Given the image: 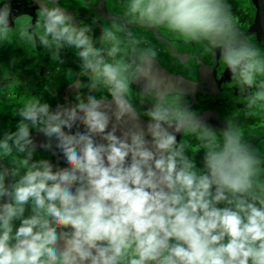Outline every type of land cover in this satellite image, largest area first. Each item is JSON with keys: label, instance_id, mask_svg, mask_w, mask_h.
I'll use <instances>...</instances> for the list:
<instances>
[{"label": "clouds", "instance_id": "1", "mask_svg": "<svg viewBox=\"0 0 264 264\" xmlns=\"http://www.w3.org/2000/svg\"><path fill=\"white\" fill-rule=\"evenodd\" d=\"M37 2L27 26L0 2V41L40 45L54 62L71 48L83 82L72 105L23 103L0 138V264H264V158L233 118L216 129L169 90L159 49L133 30L219 50L252 111L264 106V51L228 0H123L98 38L59 0ZM33 129L67 167L35 158Z\"/></svg>", "mask_w": 264, "mask_h": 264}, {"label": "flooded vegetation", "instance_id": "2", "mask_svg": "<svg viewBox=\"0 0 264 264\" xmlns=\"http://www.w3.org/2000/svg\"><path fill=\"white\" fill-rule=\"evenodd\" d=\"M6 2H9L12 8V17L20 18V24L35 25L39 7L37 0ZM247 2L250 3L249 7L243 8L240 13L234 11L233 14L239 17L241 29L246 35L264 51V22L258 15L259 4L262 5L264 0ZM122 4L123 0H59V5L72 14L77 23L92 27L94 38L99 37L102 26L111 24L114 18H120ZM103 13H106L105 17ZM11 26L15 27L14 19ZM142 29L149 34L148 40L157 46L159 52L166 55V60L159 56L162 66L181 81L191 85L189 89L182 91L186 93L184 99L188 101L189 106L199 112L201 117L206 114V123L216 129L226 127L225 118H233L245 139L261 151L259 154H264V129L258 130L253 126L261 118L264 120V116L258 115L261 106L252 111L246 109L245 94L232 83L230 71L219 60V50H216L214 55L212 49L191 41L185 42L182 37L166 33L164 29ZM61 60L62 62H54L51 54L42 46L23 45L14 36L9 37L6 42L0 41V138L4 132L15 130L19 120L15 113L23 103L31 99L41 97L53 110L60 104L76 103L75 96L81 90L76 89L73 83L76 79L83 82V77L79 75L80 62L71 48L62 50ZM138 91L137 85L134 84V100ZM145 107L150 105L145 102ZM141 123L146 127L147 119L141 117ZM80 130L83 131L82 126ZM120 134L117 132V135ZM32 135L37 148L36 159H49L54 165V170L67 167L58 150L41 147V144L48 142V137L36 129L32 130ZM182 138V134H177L178 142ZM192 145L197 167L202 168L204 152L194 140ZM8 182H11V178ZM15 223L19 225V221Z\"/></svg>", "mask_w": 264, "mask_h": 264}, {"label": "rangeland", "instance_id": "3", "mask_svg": "<svg viewBox=\"0 0 264 264\" xmlns=\"http://www.w3.org/2000/svg\"><path fill=\"white\" fill-rule=\"evenodd\" d=\"M82 1V0H81ZM85 1H89V0H85ZM228 3L233 7L231 8L232 9V12L236 11V9L238 10L237 13H240V10H242L243 8H247L250 6V3L244 0H228ZM122 8V7H121ZM235 8V9H234ZM123 9V8H122ZM104 17H105V14L106 13H103ZM120 15V14H119ZM118 15V17H119ZM159 56L163 58V60H166V55L164 53H160L159 52ZM261 117L264 116V111H262V109L260 108L259 109V114ZM253 126H255L256 129H264V120L261 118L260 120H258V122H256ZM250 129V128H249ZM253 129V128H251ZM249 131V130H248ZM258 152H261L260 150ZM262 157L264 156V154H260Z\"/></svg>", "mask_w": 264, "mask_h": 264}, {"label": "water", "instance_id": "4", "mask_svg": "<svg viewBox=\"0 0 264 264\" xmlns=\"http://www.w3.org/2000/svg\"><path fill=\"white\" fill-rule=\"evenodd\" d=\"M160 66H161V68L164 69L165 75L167 77V87L169 90H171V91H183V90L189 89V86L191 87V85H189L185 81H181L172 72H170L168 69L164 68L161 63H160ZM205 118H206V114H204L202 116V119L205 120V122H207Z\"/></svg>", "mask_w": 264, "mask_h": 264}, {"label": "crops", "instance_id": "5", "mask_svg": "<svg viewBox=\"0 0 264 264\" xmlns=\"http://www.w3.org/2000/svg\"><path fill=\"white\" fill-rule=\"evenodd\" d=\"M231 8H233L232 6H231ZM235 9V8H234ZM259 9H260V11H259V13H258V15H259V18H260V20H261V18H262V22H264V3L262 4V5H260L259 4ZM236 12H238V10H236ZM136 27V29H134ZM133 30L138 34V35H143V36H145L147 39L149 38V34L148 33H146L145 32V30L144 29H142L140 26H133ZM261 108L264 110V106L262 107L261 106Z\"/></svg>", "mask_w": 264, "mask_h": 264}]
</instances>
